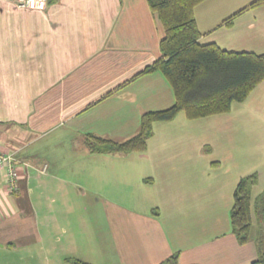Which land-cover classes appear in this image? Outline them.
<instances>
[{
    "label": "crops",
    "instance_id": "0c3cea01",
    "mask_svg": "<svg viewBox=\"0 0 264 264\" xmlns=\"http://www.w3.org/2000/svg\"><path fill=\"white\" fill-rule=\"evenodd\" d=\"M253 1L200 4L199 42L264 53V5L223 25ZM163 37L147 0L0 1V148L20 169L15 192L0 177V254L35 253L40 264L257 260L256 227L241 245L230 213L240 179L264 167V82L230 113L157 123L144 152L86 146L88 134L125 141L146 112L174 105L161 73L134 79L162 57Z\"/></svg>",
    "mask_w": 264,
    "mask_h": 264
},
{
    "label": "trees",
    "instance_id": "16d2710c",
    "mask_svg": "<svg viewBox=\"0 0 264 264\" xmlns=\"http://www.w3.org/2000/svg\"><path fill=\"white\" fill-rule=\"evenodd\" d=\"M207 0H147L151 12L159 20L164 37L160 42L162 57L146 66L134 79L159 72L171 85L175 103L168 109L146 112L140 121L139 132L122 142L88 134L86 146L91 153L130 154L148 149L149 139L157 123L174 120L184 113L189 120L230 113L235 103L247 100L264 82V53L234 52L215 43L201 44V32L196 19V8ZM264 5L255 0L243 10L228 18L233 20L246 9ZM259 183L258 173L246 175L233 193L230 213L232 232L241 245L247 244L256 227L257 260L264 264V190L253 199V190ZM73 264H90L70 260ZM160 264H180L175 253Z\"/></svg>",
    "mask_w": 264,
    "mask_h": 264
},
{
    "label": "built area",
    "instance_id": "2783aa9c",
    "mask_svg": "<svg viewBox=\"0 0 264 264\" xmlns=\"http://www.w3.org/2000/svg\"><path fill=\"white\" fill-rule=\"evenodd\" d=\"M16 4L22 9H44L48 0H0ZM4 177L8 188L15 192L20 177L19 161L13 153L0 148V177Z\"/></svg>",
    "mask_w": 264,
    "mask_h": 264
},
{
    "label": "rangeland",
    "instance_id": "374dc122",
    "mask_svg": "<svg viewBox=\"0 0 264 264\" xmlns=\"http://www.w3.org/2000/svg\"><path fill=\"white\" fill-rule=\"evenodd\" d=\"M257 173H258V176H259V183L254 188V191H253L254 197L258 193L260 194L261 191L264 190V167H261L259 169V172H257ZM45 196H46V199H48V196H49L48 195V192L46 193ZM51 204L52 203L50 202V204H48V205H51ZM50 210L51 211L54 210L53 209V206H50ZM41 224H42V222H41ZM252 235H253V232H252ZM55 241H56V237H55ZM20 252L22 254H24V255L30 256L29 261H26L27 260L26 258L16 257V256H11L10 257V256H8V253H1L0 254V264H31L32 262H36V263L40 264V261L39 260H36V257H39L40 255H34L35 253L29 254L28 252L23 251V250H21ZM56 256H57V254H54V253L51 254V257H54L55 258ZM30 261H32V262L30 263Z\"/></svg>",
    "mask_w": 264,
    "mask_h": 264
}]
</instances>
